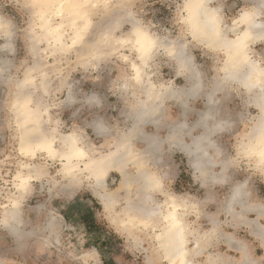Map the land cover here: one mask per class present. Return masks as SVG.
<instances>
[{"label": "clouds", "instance_id": "obj_1", "mask_svg": "<svg viewBox=\"0 0 264 264\" xmlns=\"http://www.w3.org/2000/svg\"><path fill=\"white\" fill-rule=\"evenodd\" d=\"M0 264H264V0H0Z\"/></svg>", "mask_w": 264, "mask_h": 264}]
</instances>
